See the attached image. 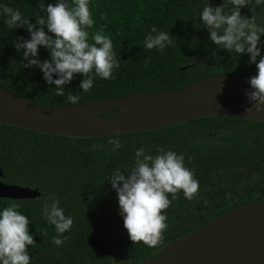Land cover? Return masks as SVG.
I'll list each match as a JSON object with an SVG mask.
<instances>
[{
	"label": "trees",
	"instance_id": "obj_1",
	"mask_svg": "<svg viewBox=\"0 0 264 264\" xmlns=\"http://www.w3.org/2000/svg\"><path fill=\"white\" fill-rule=\"evenodd\" d=\"M42 2L47 6L56 0H0V6L18 9L35 24ZM68 2L71 5L72 0ZM206 2L90 0L95 23L86 30L91 34L103 29L102 34L110 36L120 68L114 72L115 79L96 77L88 92L80 89L83 77L74 74L63 96L55 95V86L44 81L38 68L23 67L22 50L17 51L13 42L17 37L29 39V33L25 28H9L6 16L0 15V87L39 104L70 106L67 95L78 96L81 104L177 90L215 75H255V64L249 63L247 54L230 53L208 39L199 18ZM210 3L220 5L223 0ZM230 8L229 4L225 10ZM241 15L254 16L255 23L264 27V5H256L255 0L241 9ZM153 25L171 36L172 44L163 52L144 48V37ZM261 51L264 54V47ZM39 57L49 59L48 51L41 47ZM113 138L121 141L118 151L108 144ZM140 147L151 155L157 154V148L183 153L185 166L199 182L192 200L185 199L182 191L175 199L169 194L171 204L164 210L167 228L153 247L129 239L116 193L107 181L112 169L125 170L134 164ZM0 167L3 182L41 193L35 199L0 198V208L16 204L30 219L28 229L35 243L27 249L31 264H144L234 207L264 201V122L204 117L159 130L102 138L43 134L0 123ZM52 194L73 220L61 246L51 242L57 233L42 213Z\"/></svg>",
	"mask_w": 264,
	"mask_h": 264
},
{
	"label": "clouds",
	"instance_id": "obj_2",
	"mask_svg": "<svg viewBox=\"0 0 264 264\" xmlns=\"http://www.w3.org/2000/svg\"><path fill=\"white\" fill-rule=\"evenodd\" d=\"M251 3L252 0H223L222 4L213 6L207 0L199 18L213 44L238 56L247 54L249 63L255 64L256 74L248 81L251 91H244L250 106L244 111L260 112L264 111V54L261 51L264 27L255 23L254 16L241 15V9ZM229 4L231 8L226 11ZM255 4L264 5V0H255ZM89 5L90 0H72L71 5L68 0H56L55 4L47 6L42 2L35 24L18 9L0 6V15L6 16L4 22L9 28H25L29 33V39L17 37L13 42L17 51L22 50L26 61L23 67L38 68L44 81L55 86L57 96L65 95V86L71 83L74 74L83 77L80 89L88 92L96 77L115 79L114 72L120 68L110 36L102 34L103 29L91 34L86 30L93 28L95 23ZM171 44L169 32L160 31L155 25L144 37V48L148 50L155 48L163 52ZM41 47L48 51L49 59L41 61ZM66 99L71 105L79 102L76 95H67ZM108 144L112 151L121 147V141L116 138L109 139ZM156 153L146 154L143 147L138 148L133 165L125 170L112 169L107 178L116 193L129 239L149 247L160 242L167 228L164 210L171 204L169 194L175 199L182 191L185 199L192 200L199 189L193 170L185 166L183 153L164 148H157ZM48 199L51 203L43 205L42 213L57 233L51 242L61 246L67 239L63 234L71 229L73 220L64 214L54 194ZM29 223L30 219L16 204L0 208V264H31L27 249L35 243L28 229Z\"/></svg>",
	"mask_w": 264,
	"mask_h": 264
},
{
	"label": "water",
	"instance_id": "obj_3",
	"mask_svg": "<svg viewBox=\"0 0 264 264\" xmlns=\"http://www.w3.org/2000/svg\"><path fill=\"white\" fill-rule=\"evenodd\" d=\"M250 76L215 75L171 91L128 94L70 106L39 104L0 87V123L43 134L102 138L153 131L197 118L227 116L264 122L245 112ZM113 113L100 118L99 114ZM0 198L35 199L37 189L7 184ZM144 264H264V201L236 206L165 247Z\"/></svg>",
	"mask_w": 264,
	"mask_h": 264
}]
</instances>
